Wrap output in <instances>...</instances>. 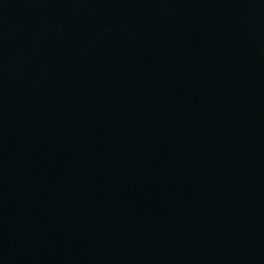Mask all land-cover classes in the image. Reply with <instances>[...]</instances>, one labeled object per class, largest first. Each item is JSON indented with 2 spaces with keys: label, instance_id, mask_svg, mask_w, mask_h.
Wrapping results in <instances>:
<instances>
[{
  "label": "water",
  "instance_id": "water-1",
  "mask_svg": "<svg viewBox=\"0 0 264 264\" xmlns=\"http://www.w3.org/2000/svg\"><path fill=\"white\" fill-rule=\"evenodd\" d=\"M0 264H264V0H0Z\"/></svg>",
  "mask_w": 264,
  "mask_h": 264
}]
</instances>
